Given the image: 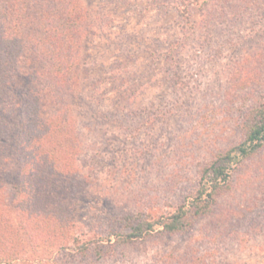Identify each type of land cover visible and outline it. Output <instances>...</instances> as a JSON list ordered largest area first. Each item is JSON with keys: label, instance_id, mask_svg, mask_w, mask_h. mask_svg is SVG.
I'll return each mask as SVG.
<instances>
[{"label": "rangeland", "instance_id": "obj_1", "mask_svg": "<svg viewBox=\"0 0 264 264\" xmlns=\"http://www.w3.org/2000/svg\"><path fill=\"white\" fill-rule=\"evenodd\" d=\"M82 1L96 27L81 46L78 87L68 108L44 111L66 113L75 139L47 162L46 153L28 161L25 142L42 125L10 105L28 92L22 74L0 110L9 180L0 243L27 264H264V146L236 165L208 212L189 207L204 169L242 141V119L264 97V0ZM15 182L21 206L32 191L49 214L19 223ZM180 206L189 211L179 229L115 240L128 216L159 219Z\"/></svg>", "mask_w": 264, "mask_h": 264}, {"label": "trees", "instance_id": "obj_2", "mask_svg": "<svg viewBox=\"0 0 264 264\" xmlns=\"http://www.w3.org/2000/svg\"><path fill=\"white\" fill-rule=\"evenodd\" d=\"M184 10L181 16L189 18L188 10ZM94 19L82 0H0V110L3 111L14 100L9 97V92L18 91L10 83L11 79L16 74H22L25 79L30 78L28 92L16 97L18 101L14 100L10 105H18L20 114L24 111L29 113L28 121H33L30 114L36 112L37 122L42 125L39 135L33 136L31 131L30 140L25 142L23 152L29 153L28 161L33 155L46 153L43 161L47 162L50 151L56 152L61 146L69 145V138L75 139V131L69 126L71 119L66 113L44 111L56 105L59 112L68 108V95L76 90L80 79L81 46L96 27ZM25 64L30 67L25 69ZM242 130V141L217 154L204 169L201 184L189 202L194 215L202 216L208 212L216 202L218 192L229 185L236 165L264 146V97L246 112ZM63 138V142L59 143ZM51 141L56 143L55 146L51 145ZM1 142L7 143L0 138ZM40 163L34 162L26 177H34ZM4 183L9 184V180L0 177V197L7 193L4 192ZM34 185L29 183V187ZM16 188H21L19 182L10 186L13 193L10 206L13 210L17 209L15 214L20 218L19 223L26 221L30 224L40 215V210L49 214L47 209L36 206L32 191V198L21 206L16 201ZM188 211V207L180 206L166 217L143 218L134 223L128 221V216L126 227L115 233V240L126 243L153 230L156 225L164 231H175L182 226ZM2 213L0 206V217ZM2 228L1 225L0 236L4 235ZM7 242L0 243V264H27L18 251L7 249Z\"/></svg>", "mask_w": 264, "mask_h": 264}]
</instances>
